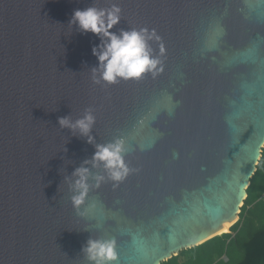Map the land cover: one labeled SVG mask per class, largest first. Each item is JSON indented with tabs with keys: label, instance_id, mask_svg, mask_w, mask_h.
Listing matches in <instances>:
<instances>
[{
	"label": "water",
	"instance_id": "1",
	"mask_svg": "<svg viewBox=\"0 0 264 264\" xmlns=\"http://www.w3.org/2000/svg\"><path fill=\"white\" fill-rule=\"evenodd\" d=\"M113 3L111 31L159 37L155 75L94 82L99 40L68 21ZM86 110L91 144L57 123ZM117 138L128 175L85 165L104 178L78 215L66 177ZM263 147L264 0H0V264H88L89 238L167 262L238 221Z\"/></svg>",
	"mask_w": 264,
	"mask_h": 264
},
{
	"label": "clouds",
	"instance_id": "2",
	"mask_svg": "<svg viewBox=\"0 0 264 264\" xmlns=\"http://www.w3.org/2000/svg\"><path fill=\"white\" fill-rule=\"evenodd\" d=\"M121 8L118 4H111L108 8L87 7L83 10H74L69 26H76L81 34L91 33L99 43L91 48V53L96 57V66L91 70L95 83L115 84L119 80H139L146 73L155 75L158 59L151 55L148 42L159 39L155 31L149 32L146 28L119 31V34L111 31L120 21ZM163 52V48H161ZM95 116L86 110L84 114L73 120L70 116L60 117L57 120L61 129H68L73 135L86 137V143H93L91 135L95 123ZM91 160H84L81 166L76 167L69 181L72 195L69 197L73 209L78 215H84L80 211L85 204L89 192V180L94 179L99 185L103 176L93 177L90 169L85 165L89 163L93 168L102 166L108 178L114 182H120L126 178L129 168L124 162V142L117 138L105 144H95ZM81 251L87 258L88 264H115L118 260L116 242L114 239L89 238Z\"/></svg>",
	"mask_w": 264,
	"mask_h": 264
},
{
	"label": "trees",
	"instance_id": "3",
	"mask_svg": "<svg viewBox=\"0 0 264 264\" xmlns=\"http://www.w3.org/2000/svg\"><path fill=\"white\" fill-rule=\"evenodd\" d=\"M238 221L222 234L161 264H264V147Z\"/></svg>",
	"mask_w": 264,
	"mask_h": 264
},
{
	"label": "snow or ice",
	"instance_id": "4",
	"mask_svg": "<svg viewBox=\"0 0 264 264\" xmlns=\"http://www.w3.org/2000/svg\"><path fill=\"white\" fill-rule=\"evenodd\" d=\"M218 32L222 35V30H218ZM255 50L250 49L248 54H247V59H251V57L254 55ZM164 105H161L163 107ZM170 110V109H169Z\"/></svg>",
	"mask_w": 264,
	"mask_h": 264
},
{
	"label": "bare ground",
	"instance_id": "5",
	"mask_svg": "<svg viewBox=\"0 0 264 264\" xmlns=\"http://www.w3.org/2000/svg\"><path fill=\"white\" fill-rule=\"evenodd\" d=\"M233 224H234V223H233ZM233 224H232V225H233ZM232 225L223 228L222 233L227 234L228 230L230 229V227H231Z\"/></svg>",
	"mask_w": 264,
	"mask_h": 264
},
{
	"label": "rangeland",
	"instance_id": "6",
	"mask_svg": "<svg viewBox=\"0 0 264 264\" xmlns=\"http://www.w3.org/2000/svg\"><path fill=\"white\" fill-rule=\"evenodd\" d=\"M229 231H230V229L228 230V232H227V233H229Z\"/></svg>",
	"mask_w": 264,
	"mask_h": 264
}]
</instances>
